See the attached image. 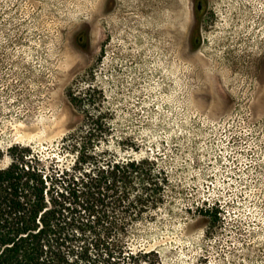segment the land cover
<instances>
[{
	"label": "rangeland",
	"instance_id": "obj_1",
	"mask_svg": "<svg viewBox=\"0 0 264 264\" xmlns=\"http://www.w3.org/2000/svg\"><path fill=\"white\" fill-rule=\"evenodd\" d=\"M107 109L100 150L154 160L170 180L121 233L126 251L264 264V0H0V168L30 147L48 205L57 191L73 199L48 169L74 166L68 136ZM62 233L66 261L113 264L72 221Z\"/></svg>",
	"mask_w": 264,
	"mask_h": 264
},
{
	"label": "trees",
	"instance_id": "obj_2",
	"mask_svg": "<svg viewBox=\"0 0 264 264\" xmlns=\"http://www.w3.org/2000/svg\"><path fill=\"white\" fill-rule=\"evenodd\" d=\"M83 94L94 108H103V91L99 98L90 89ZM70 95L74 103L83 102L74 90ZM111 115L108 109L88 115L89 126L68 136L69 146L77 154L74 166L48 170L73 199L63 200L64 192L57 191L51 196L54 207L48 205L45 195V166L39 160L31 164L30 147H11V164L0 168V264H79L66 261L67 235L62 231L69 221L82 234L91 235L89 243L113 264H156L153 251H126L120 235L127 236L135 220L164 202L169 176L155 169L154 160H112L100 150L113 130ZM68 211L72 217L62 223L61 215ZM120 211L122 218L118 217Z\"/></svg>",
	"mask_w": 264,
	"mask_h": 264
}]
</instances>
